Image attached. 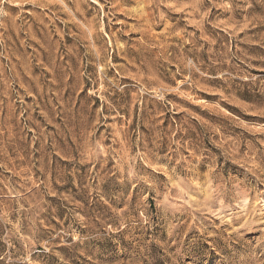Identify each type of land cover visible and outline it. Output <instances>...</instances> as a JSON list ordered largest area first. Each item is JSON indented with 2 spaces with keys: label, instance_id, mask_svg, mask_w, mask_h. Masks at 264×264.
<instances>
[{
  "label": "rangeland",
  "instance_id": "obj_1",
  "mask_svg": "<svg viewBox=\"0 0 264 264\" xmlns=\"http://www.w3.org/2000/svg\"><path fill=\"white\" fill-rule=\"evenodd\" d=\"M0 264H264V0H0Z\"/></svg>",
  "mask_w": 264,
  "mask_h": 264
}]
</instances>
